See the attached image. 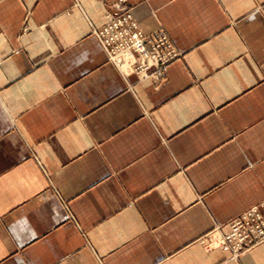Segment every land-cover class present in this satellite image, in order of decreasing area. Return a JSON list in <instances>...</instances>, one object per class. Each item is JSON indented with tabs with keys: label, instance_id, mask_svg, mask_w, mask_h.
Segmentation results:
<instances>
[{
	"label": "crops",
	"instance_id": "1",
	"mask_svg": "<svg viewBox=\"0 0 264 264\" xmlns=\"http://www.w3.org/2000/svg\"><path fill=\"white\" fill-rule=\"evenodd\" d=\"M115 1L0 0V264H264L216 231L264 210V0H127L160 78L108 60Z\"/></svg>",
	"mask_w": 264,
	"mask_h": 264
},
{
	"label": "built area",
	"instance_id": "2",
	"mask_svg": "<svg viewBox=\"0 0 264 264\" xmlns=\"http://www.w3.org/2000/svg\"><path fill=\"white\" fill-rule=\"evenodd\" d=\"M107 18V23L97 31L96 36L108 60L117 64L120 69L125 70L131 67L139 76L152 75L160 78L168 64L178 58V53L168 38L159 33L149 36L139 31L137 21L127 6V0H116ZM255 217H260V214L254 210L250 211V215L249 213L244 215L242 220H234L230 223V231L219 238L218 244L221 249L230 253L234 259L241 250L239 241L237 242L236 239V232L243 230L249 233L252 230L250 220ZM255 237L263 238L264 229L256 231ZM247 238L248 246L251 247L254 240L250 235Z\"/></svg>",
	"mask_w": 264,
	"mask_h": 264
},
{
	"label": "rangeland",
	"instance_id": "3",
	"mask_svg": "<svg viewBox=\"0 0 264 264\" xmlns=\"http://www.w3.org/2000/svg\"><path fill=\"white\" fill-rule=\"evenodd\" d=\"M127 6H128V8L130 9V7H129V5L127 4ZM110 12H112V5H111V10H110ZM109 12V13H110ZM130 12H131V14H132V10L130 9ZM108 13V14H109ZM107 14V15H108ZM133 15V14H132ZM134 17V16H133ZM108 21V20H107ZM107 23V22H106ZM105 23V24H106ZM104 24V25H105ZM137 24H138V22H137ZM103 25V26H104ZM102 26V27H103ZM138 26H139V24H138ZM101 27V28H102ZM100 29V28H99ZM98 29V30H99ZM98 30H96V33H97V31ZM139 31H141L142 33H144L142 30H141V28H140V26H139ZM159 33V35H163V36H165L166 38H168V40H169V37H168V35H167V33L166 32H164V30H162V29H159V30H156V31H154V32H152V33H144L145 35H154V34H158ZM169 42H170V40H169ZM171 43V42H170ZM172 45V44H171ZM172 47L174 48V46L172 45ZM174 50L175 51H177L175 48H174ZM172 63V62H171ZM171 63H169L168 64V66L171 64ZM167 66V67H168ZM167 69V68H166ZM166 69L163 71V74H162V76L164 75V73H165V71H166ZM133 74H135V73H133ZM161 76V77H162ZM258 211L259 212V214H260V217H255V218H253V219H251L250 220V226L252 227V230L249 232V233H247V232H245V231H243V230H238L237 232H236V239H237V242L239 241V244H240V246H239V248H241V250L238 252V254H237V258L236 259H234L233 258V256L230 254V253H228V252H225V253H228L229 255H230V258L232 259V260H234V261H236V260H239L240 258H242L244 255H246V254H248L254 247H256V246H258L259 244H261V243H263L264 242V237L263 238H259V239H256V238H258V237H255V232L256 231H258L259 229H264V210H263V206L260 204V205H255V206H252V207H250V208H248L247 210H245V211H243L242 213H240L239 215H237V216H235L234 218H232L231 220H229L225 225H224V227L221 229L220 227L219 228H216V231L220 234L219 236L221 237H223V236H225V234H227L229 231H230V229H231V224L230 223H232L234 220H237V219H240V220H242V218H243V216L244 215H246V214H248L249 213V215H250V211ZM259 218V219H258ZM262 231V230H261ZM211 235V233L210 234H208L207 236H206V239H207V245L208 246H214V240H213V237L212 236H210ZM249 235H250V237H251V239L252 240H254V242L252 243V245H251V247L250 246H248V243H247V240H248V238L247 237H249ZM219 237V238H220ZM235 239V238H234ZM219 243V242H218ZM248 246V247H247ZM218 248H219V250H221L222 252H224L222 249H221V247H220V244L218 245Z\"/></svg>",
	"mask_w": 264,
	"mask_h": 264
}]
</instances>
